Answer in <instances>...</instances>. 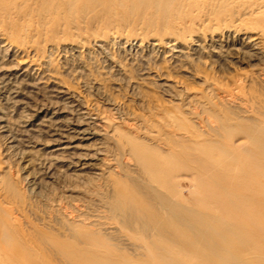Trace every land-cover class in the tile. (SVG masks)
Returning <instances> with one entry per match:
<instances>
[{
  "label": "rangeland",
  "instance_id": "rangeland-1",
  "mask_svg": "<svg viewBox=\"0 0 264 264\" xmlns=\"http://www.w3.org/2000/svg\"><path fill=\"white\" fill-rule=\"evenodd\" d=\"M35 1L0 2V38H5L9 44L13 43L16 47L8 50L5 48V41L0 42V69L21 74L25 69L20 70L15 61L29 58L28 61L31 59L36 66L47 69L48 74L61 79L64 85L81 94L76 104L81 102L80 104L88 110L83 108L81 112H77L67 109L63 102L55 98L48 86L41 85L30 90L25 89L24 82L11 83L10 86L0 83V259L1 251L8 250L9 246L13 245L32 256L36 263L74 264L63 256L73 252L74 248H85L79 243L86 235L93 233L111 237L114 239L111 243L120 246V238L123 240L131 234L120 223L122 217H116V214L110 212V200L108 201L113 193L112 183H109L112 173L115 172L118 177L127 168H134L128 165L129 162L123 161L128 159V156L122 149L126 143L120 139V131L121 134L143 138L153 145L160 141L169 147L178 142L188 145L196 137L240 151L251 146L246 137L249 135L244 129L250 128L263 116L256 113L246 115L244 111L250 110V105L245 101L232 102L214 95L201 81L188 78L189 75L185 74L187 65L183 67L181 61L167 58L172 50L168 47V42H171V45L173 42H183L186 46L192 44L191 41H194L197 33L194 30L196 26L191 27L193 23L182 25L179 19L171 15L168 18L146 5L136 7L133 3L121 0H94L93 3H87L88 0H57L54 5L56 8L59 6L57 9L54 6H37ZM69 5L72 6L71 9L68 8ZM15 11H20L24 16L16 15ZM184 36H189L190 39ZM158 40H162L164 48L158 49L154 46L159 43ZM208 64L209 62L202 65V69L218 76L216 69ZM232 67L242 75L253 74L258 69L249 64H236ZM120 68H123L122 71ZM160 69L166 74V79L180 84L174 85L170 82V88L164 87V83L155 77L156 71ZM247 87L251 90V87ZM260 87L264 92L261 82L252 85L253 89ZM206 93H209V96L213 94L211 99L214 101H211ZM198 95L204 96L203 103L194 99V96ZM60 108L64 121L68 123H93V129L105 135L100 139L101 142L92 140L85 143L75 156L56 152V148L47 143V137L27 132L28 125L36 123L37 115H40L42 109L43 116L47 113L46 110L53 113ZM251 116L255 118L252 119ZM100 119L105 122L108 120V124H104ZM212 122L215 126L217 123L228 129L231 127L229 131L233 130V133L230 134L228 130H214L211 128L215 127ZM114 125L117 128L112 127ZM113 131L116 134L111 133ZM180 131L183 135L179 134ZM228 133L232 135L231 138ZM224 137L228 139L225 140ZM14 140L20 142L15 143ZM245 141V146H240V143ZM116 144H120L119 147L124 146L119 148ZM250 149L252 150V146ZM187 151L191 154V151ZM188 156L193 157L189 154ZM79 157H87L92 164V169L84 175H80L77 172L80 169L75 166ZM108 159L112 163L109 164ZM192 161H184V168H197L199 164H193ZM117 163L118 166H113ZM190 174L191 171L184 172L180 178V186L188 206H191L192 194L198 201L201 197L199 192H195V187H192L195 183L188 178ZM225 220L227 225L253 230V224L244 218L236 220L228 215Z\"/></svg>",
  "mask_w": 264,
  "mask_h": 264
},
{
  "label": "bare ground",
  "instance_id": "bare-ground-1",
  "mask_svg": "<svg viewBox=\"0 0 264 264\" xmlns=\"http://www.w3.org/2000/svg\"><path fill=\"white\" fill-rule=\"evenodd\" d=\"M3 1L5 0H0V2ZM56 1L36 0L35 4L37 6L40 5V7L42 5L50 7L54 6ZM88 1L87 3H93L94 0ZM96 1L101 2V0ZM108 1L113 2L116 0ZM121 1L133 3L136 7L146 5L152 8V10H156V12L164 14L166 17L171 15V17L179 19V23H182V25H186L187 22L193 23L191 27L196 26L194 30L197 33L194 31L196 34L194 41H191L192 44L186 46L185 44L183 45V42L182 44L173 42L171 45V42H168V47L172 50L169 52L171 55L167 58L181 61L184 64L183 67L187 65L185 74L189 75L188 78L201 81L202 85L214 95L221 96L222 99L232 102L245 101L250 105V110L244 111L246 115L247 113H256L263 117L259 121L255 119L256 123L251 125L250 128L244 129L245 133L249 135H246V137H248L252 150L250 149V145L248 149L243 148L238 151L220 145L221 143L216 145L210 140L196 139V137L188 145L178 142L173 147H169L168 144L162 141L153 145L150 142L147 143L148 141L146 142L143 138L144 141L131 134H121L122 131H120V135H122L120 139L126 143L125 148L122 149L124 152H127L126 156H128V159L123 161L129 162L128 165L134 168L132 170L127 168L118 177L115 175V172V174L111 172L113 176L110 177L113 179L109 177V183L110 185L112 183L113 193L109 191L111 195L108 201L110 200V212L116 214V217H122L120 223L131 234L128 237L125 236L123 240L120 238L119 242L121 244L119 246L111 243L114 240L111 237H102L99 234L90 233L79 243L80 246H85V248L83 247L84 249L80 248L76 250L74 248L73 252L63 257L66 260L74 262V264H264V92H262L261 87L260 89L252 88V85L260 82L264 86V0ZM68 8L71 9L72 6L69 5ZM15 12L20 17L23 14L20 11ZM187 33L190 35L189 31ZM182 36L181 38H183ZM184 37L187 38V36ZM2 41H5V48L8 50L12 47L16 48L13 43L9 44L5 38H0V42ZM158 42L156 44L153 43L154 46L162 48V40H158ZM145 49L147 48L145 47ZM26 59L15 61L20 70L25 69L21 74L0 69V83L9 84L10 86L11 83L24 82L25 89L30 90L37 89V86L41 85L48 86L51 88V93L55 94V98L63 102L67 109L77 112H81L83 108L87 109L80 104L81 102L79 105L76 104L81 98V94L79 95L72 90L73 88L66 86V84L64 85L60 81L61 79L59 80L57 77L48 74L47 69L36 66L31 59L28 61L29 58ZM207 62H209V66L216 69L217 73H219V75L217 74L218 76L209 74L202 69L204 68L202 65H206ZM89 64L91 65V63ZM236 64H249L253 68L257 67L258 69L253 74L242 75L239 70H235L232 67ZM122 69L120 68L121 71ZM30 71H33V74ZM155 77L164 83V87L170 88L168 83L171 81H169L170 79H166V74L161 69L156 71ZM33 79H37V83L32 82ZM44 79L45 81H43ZM171 83L174 85L180 84L178 82ZM247 86L251 87V90H248ZM206 94L208 95L209 93ZM213 94L212 96H214ZM212 96H209L210 99ZM194 99L202 102L204 96H194ZM206 106L204 105V107ZM43 110L39 113L40 115H37L36 123L28 125L29 130L27 132L47 137V143L49 146L55 147L56 152L59 151L77 156V151L82 150L85 143L92 140L101 142L102 137L105 136L93 129V123L81 122L71 124L64 121L65 118L62 117L61 108L53 113L51 110L45 109L47 113L42 116ZM179 118L184 119L183 117ZM254 118L255 116L252 117V119ZM102 122L108 124V120L107 122L104 120ZM109 122L111 121L109 120ZM181 122L183 121L181 120ZM212 123L215 126L214 122ZM112 127L117 128L115 125ZM186 127L188 126L186 125ZM211 128L214 130L218 129L219 132L232 129L231 127L229 129L224 126L222 127L217 123L215 127L212 126ZM114 131L111 133L116 134ZM231 132L233 133V130ZM231 132L229 131L230 134H232ZM229 133L228 135H230ZM179 134H182V132L180 131ZM210 134L208 135L210 136ZM221 134L224 135V133ZM231 137L232 135H230ZM214 140L216 141V138ZM13 142L19 143L20 141L14 140ZM245 144L246 141L240 143V146H245ZM116 145L119 147L120 144ZM111 150H109L110 153ZM187 150L191 151V154ZM188 154L193 157L188 158L190 157ZM188 159L193 160V164H199L197 165L198 167H188L189 170L185 169L184 167L186 166H183L184 161ZM88 160L87 157L77 158L75 166L80 169L77 171L80 175H84L92 169V164ZM118 163L113 166H118ZM120 169L118 170L120 171ZM189 171H191V174L188 178L192 183H195L192 187H195V192H199L201 196L198 201L192 194L191 206L186 204L187 200H185L186 197H184L180 186V178L183 177L184 172ZM184 175L186 176L187 174ZM110 187L109 190L111 189ZM228 215H231L236 220L244 218L250 221L253 224V230L227 225L225 219H227ZM1 255L0 264H40L36 263L28 253L22 252L13 245H10L8 250L3 249Z\"/></svg>",
  "mask_w": 264,
  "mask_h": 264
}]
</instances>
